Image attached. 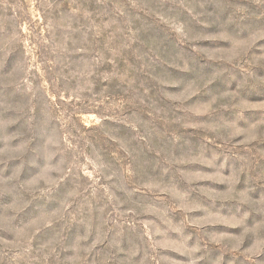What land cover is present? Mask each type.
I'll return each instance as SVG.
<instances>
[{
    "label": "rangeland",
    "instance_id": "374dc122",
    "mask_svg": "<svg viewBox=\"0 0 264 264\" xmlns=\"http://www.w3.org/2000/svg\"><path fill=\"white\" fill-rule=\"evenodd\" d=\"M0 264H264V0H0Z\"/></svg>",
    "mask_w": 264,
    "mask_h": 264
}]
</instances>
